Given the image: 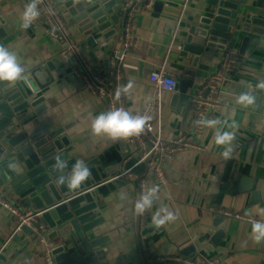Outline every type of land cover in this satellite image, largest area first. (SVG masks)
Wrapping results in <instances>:
<instances>
[{
    "label": "crops",
    "instance_id": "0c3cea01",
    "mask_svg": "<svg viewBox=\"0 0 264 264\" xmlns=\"http://www.w3.org/2000/svg\"><path fill=\"white\" fill-rule=\"evenodd\" d=\"M211 1L156 0L151 6L144 4L140 7L134 22L137 50L120 67L123 86L129 81L133 84L125 93L127 106L132 112L143 107L153 92L150 77L162 69L176 79L183 75L190 78L189 97L204 90L207 93L209 77L220 68L227 53L239 60L233 71L227 73L225 81H235L251 88L264 84L262 36L254 35L262 42L257 47L248 42L244 54L240 52L238 37L244 33L237 32L236 38L216 53L205 52L192 62L181 54L187 26L199 24L213 8ZM29 2L0 0V16L12 30V40L4 48L17 57L24 69V77L34 72L37 74L31 78L38 90L36 96L46 99L44 106L50 104L46 113L25 124L29 134L36 132V128L32 129L35 123L65 128L71 142L66 151L77 162L95 161L107 153L113 156L123 150H127L128 156L137 153L139 148L128 138L113 140L104 134H92V122L101 113L109 111V104L86 89L73 74V58L62 55L67 43L52 37L43 28L38 4L39 16L27 28L21 26L25 5ZM256 5L257 0H247L240 6L239 14L253 13L264 19V8ZM57 9L72 29L73 39L84 48L93 69L103 76L115 71L118 68L116 52L124 43L125 26L106 39L103 32H86V25L78 24L73 14L63 12L61 7ZM89 38H93L95 46L90 44ZM91 51L96 62L89 55ZM225 81L221 89L225 106L213 118L221 123L215 128L208 127L202 137L192 129L189 100L180 102L181 94L176 91L165 94L167 109L163 114V128L166 137L177 139L184 136L203 147L177 151L165 164L166 182L148 177V194L155 186H159V191L152 195V208L144 215L135 213V203L140 197V180L146 170L135 173L133 179H123V185L102 197L105 205L101 216L103 223L95 231L107 241L103 248L104 259L98 264H155L152 260L162 257L198 254L218 257L223 264H262L264 242L257 244L251 238L255 221L243 220L236 215L245 214L264 222V113L255 109L253 102L248 107L239 104L237 101L244 94L243 90L226 86ZM31 113L32 108L19 119ZM13 123L21 128L18 119L15 118ZM217 128L233 132L234 140L223 146L216 145L214 135ZM226 149H231L228 159L222 155ZM120 171L125 169L122 167ZM233 173L246 178L245 191L236 196L223 195L217 202L226 178ZM232 184L235 185V181ZM0 192L16 201L4 187ZM161 208L174 213L175 219L156 229L152 226V216ZM218 219L222 222L216 224ZM17 222L18 218L0 205V264H47L44 242H48L51 248L60 246L65 230H58L57 237L56 231L44 227V236L49 238L40 243L34 235H14L11 239ZM220 230L225 232L222 239L218 238Z\"/></svg>",
    "mask_w": 264,
    "mask_h": 264
},
{
    "label": "water",
    "instance_id": "95a60500",
    "mask_svg": "<svg viewBox=\"0 0 264 264\" xmlns=\"http://www.w3.org/2000/svg\"><path fill=\"white\" fill-rule=\"evenodd\" d=\"M124 1L53 0L63 12L73 14L78 24L84 23L86 32H103L106 39L125 26ZM211 3L213 8L197 26H187L181 54L189 61L205 52L216 53L236 38L235 32L244 33L238 36L242 54L247 51L248 42L253 47L262 42L254 35L264 37V19L253 13L239 14L240 6L247 0H212ZM256 6L264 8V0H257ZM11 31L0 16V47L11 42ZM89 42L95 46L93 38H89ZM89 55L96 62L92 51ZM36 75L34 72L25 76L27 79L0 81V188L4 187L16 198L19 209L34 214L35 220L22 225L16 235H34L40 243L43 238H49L44 236L45 228L56 231L57 237L58 230H65L62 244L51 249L55 264H98L104 259L103 248L107 241L95 231L103 223L101 216L105 205L102 197L123 185V179H114L122 167L132 173H144L146 162L140 163L139 153L128 156L127 150L123 149L113 156L107 153L95 161L83 163L90 176L78 188H70L77 161L66 151L71 146L66 129L35 123L32 129L36 128V132L29 134L25 127L35 116H42L50 108V104L43 105L44 97L36 96L38 90L31 81ZM189 83L190 78L184 75L178 78L176 92L181 94L182 103L190 98L187 94ZM224 85L242 89L253 98L254 108L264 113V87L251 88L229 80ZM30 108L33 113L19 119ZM15 118L21 122V128L13 123ZM245 179L234 173L226 178L224 190L216 201L220 202L223 195L236 196L244 192ZM221 222L218 219L216 224ZM224 235V230L218 232L219 239Z\"/></svg>",
    "mask_w": 264,
    "mask_h": 264
},
{
    "label": "built area",
    "instance_id": "2783aa9c",
    "mask_svg": "<svg viewBox=\"0 0 264 264\" xmlns=\"http://www.w3.org/2000/svg\"><path fill=\"white\" fill-rule=\"evenodd\" d=\"M154 2L156 0H126L124 2L122 12L126 16L125 33L124 43L116 52L118 68L109 73L108 76H103L93 69L84 48L73 39L72 29L65 19H63L53 0H37L40 9L41 25L52 37L67 43L62 55L73 58L75 63L73 74L83 82L85 88L106 99L109 104V111L123 108L133 115L150 117L144 131L139 136L128 137L139 148L137 153L141 156L140 163L146 162L147 172L140 180V196L141 194L148 195V177H152L157 182H166L167 174L165 164L177 151L189 148L200 149L203 147L199 142L186 140L184 136H180L177 139H168L164 133L163 114L167 109L165 94L175 92L178 84V78L176 79L175 76L166 72L165 69L150 77L153 92L140 110L132 112L127 106L126 95L123 92V77L120 67L137 50L134 22L140 7L144 6V4L151 6ZM238 60L237 56L235 57L232 53L225 54L220 68L209 77L206 86L209 93H205L204 90L190 96L189 104L192 111V129L198 137H202L208 127L202 122L197 123V121L213 119L215 114L224 108L225 101L221 93L222 85L227 78V73L233 71ZM118 88L121 89V95L117 100L115 95ZM135 176V173L129 170L120 171L116 173L114 179H133ZM0 205L8 209L18 218L11 239L21 230L22 225L31 224L35 220L33 213L19 209L13 199L7 198L1 192ZM219 211L227 215H235L231 212ZM236 216L243 220L258 221L256 218L246 216L245 214H237ZM44 245L46 249V263L55 264L51 253L52 248L48 242H44ZM152 261L155 264H223L220 258L203 254L195 256L173 255Z\"/></svg>",
    "mask_w": 264,
    "mask_h": 264
},
{
    "label": "clouds",
    "instance_id": "9594fccd",
    "mask_svg": "<svg viewBox=\"0 0 264 264\" xmlns=\"http://www.w3.org/2000/svg\"><path fill=\"white\" fill-rule=\"evenodd\" d=\"M37 0H30L25 5V10L22 16V27L27 28L32 21L38 16ZM24 69L17 62V57L9 52L4 47H0V81H17L20 79H27L23 76ZM264 87V84L258 85ZM133 87L131 81L123 87V92L128 93ZM121 95V89H117L115 98L118 100ZM247 101V104L245 103ZM244 107H248L253 102L247 94H241L240 99L237 101ZM150 117L133 115L131 112L118 108L116 110H110L106 113H101L92 122L91 131L95 136L102 134L107 135L113 140L125 139L132 136H139L148 124ZM204 123L207 127L215 128L221 122L216 119H204L203 121H197V123ZM235 138V134L229 131H222L219 128L216 129L214 140L216 145L223 146L230 144ZM231 149H226L222 155L225 159L230 158ZM83 169V170H80ZM90 176L88 167L83 166V162L78 161L75 165V171L72 176L70 188H78L81 182L85 181ZM159 191V186H155L150 189L149 194H141L139 199L135 203V213L143 215L146 211L150 210L153 205L152 195ZM175 219V215L169 212L166 208H161L152 216V226L156 229L162 228L167 223ZM251 238L255 243L259 244L264 242V222H253Z\"/></svg>",
    "mask_w": 264,
    "mask_h": 264
}]
</instances>
